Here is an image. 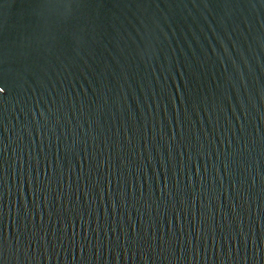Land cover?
<instances>
[{"label": "water", "instance_id": "95a60500", "mask_svg": "<svg viewBox=\"0 0 264 264\" xmlns=\"http://www.w3.org/2000/svg\"><path fill=\"white\" fill-rule=\"evenodd\" d=\"M0 264H264V0H0Z\"/></svg>", "mask_w": 264, "mask_h": 264}, {"label": "snow or ice", "instance_id": "6c2138e0", "mask_svg": "<svg viewBox=\"0 0 264 264\" xmlns=\"http://www.w3.org/2000/svg\"><path fill=\"white\" fill-rule=\"evenodd\" d=\"M6 91H7L6 85H4L2 81H0V94H5Z\"/></svg>", "mask_w": 264, "mask_h": 264}]
</instances>
